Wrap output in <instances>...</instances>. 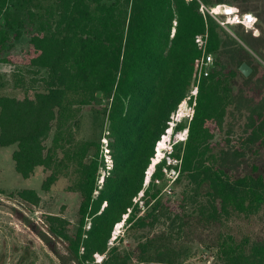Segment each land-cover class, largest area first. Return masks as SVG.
<instances>
[{"label": "trees", "instance_id": "trees-1", "mask_svg": "<svg viewBox=\"0 0 264 264\" xmlns=\"http://www.w3.org/2000/svg\"><path fill=\"white\" fill-rule=\"evenodd\" d=\"M0 20V49L10 29L17 38L23 28L29 34L24 61L12 55L4 59L17 69L16 86L23 83L22 67L45 71L34 81L41 84L32 95L29 89L23 97L0 93V145L17 144L12 156L23 177L38 167L47 171L43 190L66 177L67 190L81 197L73 232L71 221L58 214L45 216L46 230L35 227L44 240L63 241L65 252L57 240L51 243L62 264H193L188 236L198 225L223 224L235 213L249 216L264 206L259 164L244 173L233 171V161L246 147L258 145L264 152V85L236 88L239 75L250 84L257 69L249 77L240 70L247 60L244 46L213 17L205 18L198 2L0 0ZM207 29L215 65L199 80L202 48L196 35ZM5 84L0 78V87ZM196 85L193 114L176 129H188L186 138L173 144L171 161L164 157L156 163L146 184L172 112ZM229 114L233 119L245 114V135L239 146L218 147L214 138ZM88 115L91 136L84 133ZM229 127L231 132L234 124ZM102 168L108 172L101 184ZM172 168L178 171L175 185L187 184L182 199L192 210L174 213L165 202ZM17 194L32 204L41 200L33 188ZM122 220L136 235L134 248L109 245ZM159 223L164 225L160 232L146 234ZM208 247L217 252L216 264H264V238L219 232ZM97 253L105 254L101 262Z\"/></svg>", "mask_w": 264, "mask_h": 264}, {"label": "rangeland", "instance_id": "rangeland-1", "mask_svg": "<svg viewBox=\"0 0 264 264\" xmlns=\"http://www.w3.org/2000/svg\"><path fill=\"white\" fill-rule=\"evenodd\" d=\"M216 1V0H212ZM224 3L239 5L242 11H251L259 16L260 20L252 24H231L226 28L245 48L244 56L250 62L252 67L257 69L251 83L247 84L246 80L239 75L236 80V88H249L264 85L263 69H264V0H224ZM209 3H212L209 1ZM234 4V5H235ZM4 20H0V29L3 28ZM20 37H15V29H10L9 40L4 49H0V78L6 84L0 87V93L16 95L23 97L26 93L25 89H29V94L34 93V87H39V80L45 71L37 73L36 70H29V67H22L20 74L23 79L21 86H16L17 77L14 71L15 66L4 62L8 56L15 57L18 61H24L26 52L30 48L29 34L25 28L22 29ZM214 54V53H213ZM230 54L226 55L225 60L230 61ZM246 60V61H247ZM215 65V55H214ZM254 72V69L252 73ZM251 73V74H252ZM250 74V75H251ZM249 75V76H250ZM247 76V77H249ZM195 88V87H194ZM194 88L188 93L187 97L179 104L176 111H173L168 121V128L163 134L162 141L168 136V142L164 151H160L156 144L155 150H159V155L151 160V164L146 171L145 183L149 184L157 162L167 157L171 161L169 153L173 151V144L177 140L185 136L187 131L176 130L180 122L189 121L193 112V106L189 95H192ZM196 99V98H194ZM245 114H237L233 117L229 114L225 127L217 130L214 142L218 147L226 148L240 145V138L245 135L246 126ZM229 123H233L234 127L229 132ZM84 133L91 136L94 133L92 116L88 115ZM231 139V141H229ZM105 157L108 168L112 167V157L110 156V147L108 138H103ZM230 142V144H229ZM17 148V144L8 146L0 145V264H62L57 254L52 249V242L57 239L53 236L50 241L44 240L37 232L36 226L46 230L44 218L47 214H58L66 217L71 221L70 229L73 232L78 225L79 205L81 197L78 194L67 190L69 180L61 177L51 190L42 189V183L47 175V171L43 167H38L35 173L28 178L23 177L15 168L13 152ZM245 154L233 161V171L237 174L247 172L251 169L252 164L258 163L261 171L264 173V152L258 145L246 147L243 150ZM158 153V152H157ZM156 155V154H155ZM107 169H101L100 183H103L104 175ZM178 175V171L174 168L167 172L168 183L164 189L165 202L169 209L174 213H182L183 211L192 210L193 205L182 199L183 189L187 184L175 185L173 182ZM24 188L36 189L41 195L38 204H32L22 200L18 196V192ZM188 203V205H186ZM27 216L32 223L24 219ZM128 214L125 215L127 217ZM89 226V225H88ZM164 225L159 223L154 229H147L145 232L158 233L163 229ZM154 230V232H152ZM227 232L238 238L250 237L251 239L264 238V206L257 213L252 215L235 213L227 218L223 224L214 226L198 225V227L189 233L188 241L191 249L190 261L193 264H216L218 262L217 252L214 248L208 247L211 240L219 233ZM143 233V232H142ZM135 236L129 233L126 228L125 221L117 223L112 231L109 245H120L121 247H135ZM58 247L65 252V246L62 240H57ZM105 257L104 254L97 253L96 259L101 262ZM135 260V264H136Z\"/></svg>", "mask_w": 264, "mask_h": 264}, {"label": "built area", "instance_id": "built-area-1", "mask_svg": "<svg viewBox=\"0 0 264 264\" xmlns=\"http://www.w3.org/2000/svg\"><path fill=\"white\" fill-rule=\"evenodd\" d=\"M187 1L198 2L199 10L201 11V13L204 15L205 18L211 16L226 28H228L230 24L239 23V24L247 25L257 22V17L253 12L242 11L233 4L224 3V2L209 3L205 0H187ZM208 40H209L208 29L204 33H200L196 35V42L202 48V57L199 66V80L201 76L209 75L214 65V54L213 52L208 51ZM198 89L199 87L198 85H196L192 92V95H189L188 97L196 98L198 94ZM187 133H188V129L187 132L185 133V137H182L181 139H185ZM139 264H145V263L140 262Z\"/></svg>", "mask_w": 264, "mask_h": 264}, {"label": "water", "instance_id": "water-1", "mask_svg": "<svg viewBox=\"0 0 264 264\" xmlns=\"http://www.w3.org/2000/svg\"><path fill=\"white\" fill-rule=\"evenodd\" d=\"M240 70L246 75V76H249L252 71H253V67L248 63V62H243L241 65H240Z\"/></svg>", "mask_w": 264, "mask_h": 264}, {"label": "bare ground", "instance_id": "bare-ground-1", "mask_svg": "<svg viewBox=\"0 0 264 264\" xmlns=\"http://www.w3.org/2000/svg\"><path fill=\"white\" fill-rule=\"evenodd\" d=\"M167 142H168V136H166L165 139H163V141L161 142L160 151H164V148Z\"/></svg>", "mask_w": 264, "mask_h": 264}]
</instances>
